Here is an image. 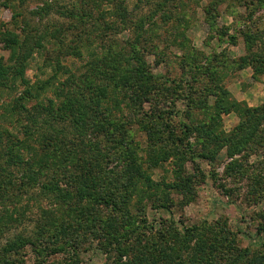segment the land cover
<instances>
[{"label":"rangeland","instance_id":"rangeland-1","mask_svg":"<svg viewBox=\"0 0 264 264\" xmlns=\"http://www.w3.org/2000/svg\"><path fill=\"white\" fill-rule=\"evenodd\" d=\"M71 13L88 17L74 19ZM5 33L18 38L14 58ZM130 42L154 76L152 86L153 81H143L144 87H151L146 99L128 105V85L121 87L111 97L115 103L106 104L118 110L113 125L102 132L90 127L85 139L69 137L71 144L86 140L76 151L87 162L99 152L114 157L106 163L107 170L118 173L120 195L126 198L128 190L132 195L128 210L114 213L122 218V226L129 217L135 221L130 244L138 248L136 235L142 234L141 239L146 234L145 246L161 245V252L180 264L264 262V73L254 75V67L264 70V0H0V60L14 66L18 56L31 54L24 76L46 85L33 92L39 93L37 100L23 103L17 100L26 89L21 78L10 76L0 87L3 143L23 139L25 131L49 137V126L40 121L48 114L38 119L33 106L53 100L57 107L63 88L81 87L89 104L103 90L117 87L125 74L134 80L137 63L127 58ZM223 90L238 105L221 115L218 138L185 135L184 125L208 123L216 115ZM32 117L38 121L32 122ZM244 117L255 125L249 144L237 129ZM34 139L27 140L30 148L39 146ZM6 161L0 154V168L20 182L28 168ZM77 171L73 162L63 180ZM62 172L64 167L60 172L45 170L38 183ZM132 181L138 182V190L127 187ZM37 186L32 183L16 205L11 202L14 196H1L14 220L0 233V260L75 264L71 254L41 251L38 245L48 248L63 241L42 237L56 231L47 225L48 218L63 213L71 222L70 233L78 236L77 264H115L116 253L100 249L103 239L85 230L88 221L75 219L71 201L59 209ZM91 207L83 213L94 219L111 214L105 207ZM33 235L32 241L40 240L36 246L11 252L5 247L20 236Z\"/></svg>","mask_w":264,"mask_h":264},{"label":"trees","instance_id":"trees-1","mask_svg":"<svg viewBox=\"0 0 264 264\" xmlns=\"http://www.w3.org/2000/svg\"><path fill=\"white\" fill-rule=\"evenodd\" d=\"M69 17L80 20L86 19L88 15L71 13ZM110 28L111 27H109V29ZM3 38L6 47L11 50L12 57L14 58L17 56V36L11 33H5L3 34ZM129 45L131 51L127 58L137 63V67L134 69L135 81L125 74L122 78H120L121 80L117 87L114 89L108 88L109 90L106 91L103 90L104 92L99 93L96 98L92 99L93 102L89 104L85 103L84 93L82 92L81 87L77 86V88H75L73 91L70 89L64 90L63 88V90L57 95L59 100V105L57 107H55L53 100H49V103L47 104L38 102L33 106V109L38 110L39 112L37 116L38 119L43 116L42 114H48L44 120L40 119V121H43L44 124L49 126V137H44L40 132H38V134H35L34 132L28 134L25 131L23 134V139L17 141L9 140V146H5L2 135H0V154L4 155V157H7L6 162L11 161L17 164H24L23 166L28 168V170H26L21 176L20 182H17V179L10 177V173L7 172L6 168H0V170H3L0 171V210H3L0 212V233L6 225L10 224L11 221L14 220L12 216L9 215V205L2 204L4 200H2L1 196H14L16 199L15 201L11 202H15L16 205L21 200L22 196L24 197V195H27L29 188H31V184L36 183L38 184V190L43 192L44 195L48 196L52 202V205L55 204L57 208L59 207L60 209L62 204L71 201L70 203L72 204L69 205V209L71 208V210L76 211L75 214H73L75 219H77V221H88L87 225H85V230H87L88 233L93 234L92 238H97L100 240L101 238L103 239V242L100 244V246H102L100 249L109 255L113 254L114 252L116 253L115 264L178 263L174 262L172 257L173 255L168 254L167 251L164 250L161 252V245L156 244L152 248L145 246L143 242L149 240V236L146 234H143L141 239L140 236L142 234L136 235L137 237L135 238L139 239L141 243L137 246L138 248L134 249V245L132 246L130 244V239L132 240L134 237L133 236L131 238V236L134 235L133 232H135V228L132 227V225L135 224V221L132 219V217H129L127 220H125V226H122V224L119 222H122V218H120L119 215L114 216V213L117 212L120 214L122 213V210H128V206L132 200V195H130L131 192L129 190L128 194L130 196L128 195L125 198L120 195V190L116 186L118 173L113 170H107L108 165H106V163H110L114 158L112 154H104L99 152L97 156L94 154L96 156L95 158L87 162L76 151V149H79L82 146V143L86 142V140L79 141L81 145L71 144L69 142V137H73V135L85 139L89 134L88 129H90V127H93L95 129L94 131L102 132L103 129L106 131L107 126L114 124L116 118L114 111L116 112L118 110H116L115 107L111 109V106L106 104H109L111 100L113 103H115L111 97L113 95L115 96L114 91H117L119 88H124L128 85L129 89L125 87L128 90L126 91L127 95L129 96V100L126 99L129 101L128 105L142 104L144 98L146 99L147 92L151 89V87H144L143 81L145 80L151 83L154 76L144 68L145 62L142 59V56L140 55L136 45L131 42ZM30 55L31 54L28 53L18 56L15 59L14 66H11L10 64L0 60V87L5 86L4 82L10 76H17L21 78L22 83L26 85L23 95L17 99L18 102L21 103L26 101L29 102L31 99H36V96H38L39 93L36 94L33 92L43 89L45 90L46 88V85L37 82L32 83L24 76L26 60ZM254 70V75L264 73V70L262 71V67H254ZM116 74L117 71H113L112 75L115 76ZM153 83L154 81L151 83V86ZM140 87L141 90L138 89ZM225 94H227V91L223 90L221 94L219 93L218 95V100L216 102V115H211L210 121H208V123H200L195 126L184 125L183 128L185 129V135L189 136L193 132H196L200 137H205V139L208 140L218 138L217 133L220 131L219 127L221 125V115L223 113H230L234 107L238 105V103L233 98H229L227 95L224 96ZM249 112L248 119H250L252 116H250ZM37 117H32L31 121L36 123V121H38ZM244 119L245 122L241 123L237 129L241 133H245L244 139L247 144H249L255 135V129H253L255 125H253L252 120L247 121L248 119L245 117ZM108 133L109 131L107 130L105 135ZM35 137L36 139H34ZM30 138H33L34 141L39 142V146L30 148L27 144V140ZM168 155L171 154L168 153ZM168 155L166 156V159L168 158ZM124 156L126 157V153L121 157ZM200 156L203 158H210V154L202 153ZM73 162L78 164V171L76 175H72V179V176L69 175L67 178L68 180H63L64 177H66L65 175L67 168ZM34 167H37L36 170ZM61 167H64L65 174H63V172L61 175L55 174V176L53 175L50 180L45 181L43 184L40 185V183H38L39 178L41 179V176L45 170L52 168L55 171L60 172ZM144 174L145 173H143V175ZM141 177L142 176H140V179ZM147 180L150 181V178L148 177ZM138 182L132 181L127 187L138 190L140 187ZM222 187L225 189L224 185ZM16 191H22V193H16ZM84 203H87L86 206ZM94 204L109 209L111 214H108L109 216L106 218L98 220L90 216L91 214L88 215L83 213L85 210L93 208L91 206ZM66 217H64V214L62 213V216L59 218L58 216H52L48 218L46 221L48 223L47 225L54 226L56 231L54 234H52L53 236L48 235L45 237L46 234L42 233V237L44 239H63V241L57 246H48L47 248L43 244H38V241L40 240H36L35 242L31 240V238L34 237L33 235L20 236L17 238V241H9L5 247L7 249L10 248L11 250L8 252H11L12 250L18 251L19 249H23L28 244L33 246L38 244L41 251L48 250L49 252L52 251L53 253L67 252L71 254L70 258L75 264H77V262L74 260V257L76 255L75 252H77L80 247V244L77 240L78 236H73V234H71V222L68 223V219ZM173 250L174 249L171 248L169 253ZM0 264L11 263L0 260ZM33 264H45V262L43 260H36ZM48 264L57 263L51 262ZM259 264H264V262L261 260Z\"/></svg>","mask_w":264,"mask_h":264}]
</instances>
